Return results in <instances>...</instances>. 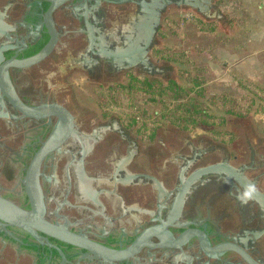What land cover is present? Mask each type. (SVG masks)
Listing matches in <instances>:
<instances>
[{"label": "flooded vegetation", "instance_id": "obj_1", "mask_svg": "<svg viewBox=\"0 0 264 264\" xmlns=\"http://www.w3.org/2000/svg\"><path fill=\"white\" fill-rule=\"evenodd\" d=\"M195 2L0 0V196L32 216L0 219V264H264V132L120 116V78H151L165 12Z\"/></svg>", "mask_w": 264, "mask_h": 264}, {"label": "rangeland", "instance_id": "obj_2", "mask_svg": "<svg viewBox=\"0 0 264 264\" xmlns=\"http://www.w3.org/2000/svg\"><path fill=\"white\" fill-rule=\"evenodd\" d=\"M260 3L261 0H215L214 5L222 15L219 20L184 8H168L153 51V56L160 61L154 64L156 72L146 79L163 92L156 91L153 96L157 97L152 99V92L141 89L142 79L132 83L127 77H121L120 116L126 121L132 116L138 119L133 123L141 126L148 122L147 131L158 127L159 132H167L168 127H173L186 133L206 135L243 133L248 129L264 132V65L257 69L256 63L242 60L243 54L251 55L261 47L252 39L258 30L255 22L259 19L256 12L263 7ZM205 20L211 21L214 28L210 30L209 24L198 23ZM258 57L264 64V51ZM169 80H174L184 91L170 89L173 84ZM197 82L205 88L204 92H197ZM224 92L233 95L229 102L233 112L227 111L229 105L222 103L220 95ZM185 96L206 102L207 122L203 121L205 114H197V123L183 119L180 124L186 127H179L175 115H183L184 110L176 107L173 101L165 102L168 97L167 101L173 97L186 99ZM185 113L187 115L182 118L194 114Z\"/></svg>", "mask_w": 264, "mask_h": 264}, {"label": "trees", "instance_id": "obj_3", "mask_svg": "<svg viewBox=\"0 0 264 264\" xmlns=\"http://www.w3.org/2000/svg\"><path fill=\"white\" fill-rule=\"evenodd\" d=\"M198 23L200 25H202V26H203V24H206V25L209 24L210 27H211L210 30L214 28L213 23L211 21H206V20L205 21H198ZM136 81L139 82L140 80L136 79ZM169 82L171 84H173L172 86H169L170 89L176 88L174 90H177V91L181 90L182 92L184 91L183 89H181L182 87L178 86L174 82V80H169ZM142 83L144 84V86H142L141 89H144V90H147L149 92H152V94H151V98L152 99H156V97H157V96H153L154 94H157V93L162 94V92H163L159 88L158 89H155L154 88L155 86L153 85V81H151V80L150 81H147L146 79H143L142 80ZM196 85H198L197 86L198 87V90H197L198 93L204 92L205 88L203 86H200V82H197ZM144 90H143V92H144ZM156 91H157V93H155ZM178 95H179V93H178ZM174 96H177V93H175ZM220 96L222 98V103L225 104V105L226 104L229 105L226 110L229 111V112H233V106H230V103H229L230 101H232L233 95L230 92H228V93L227 92H224ZM185 97H186V99H179V100L176 99L175 97H173L172 100L169 99V101H167L168 98H169L168 97L167 100H166V102H165V104L166 103L169 104V102H172L173 101V103H176L175 104L176 107L182 108L184 110V112L182 111L183 115H181V114H176L175 115L176 116L175 118L177 119L176 121H177L178 125H181L179 127H181V128L186 127V124H180V122L183 119L186 120V121H189L190 120L194 124L197 123V121L199 120V118L197 117V114L198 115L199 114L200 115L201 114H205L204 115L205 117L203 118V121L204 122H207L206 121V118L209 117V116H208V112H207L208 109L206 107V102L205 101H197V100H195V97H193V96L190 99H187L188 96H185ZM210 97H213V96H210ZM163 100H165V99L163 98ZM176 101H178V102H176ZM164 109H165V107H164ZM188 111L194 113L193 116L192 117H188L189 119L187 117L186 118H182L181 116L187 115L185 112L188 113Z\"/></svg>", "mask_w": 264, "mask_h": 264}, {"label": "water", "instance_id": "obj_4", "mask_svg": "<svg viewBox=\"0 0 264 264\" xmlns=\"http://www.w3.org/2000/svg\"><path fill=\"white\" fill-rule=\"evenodd\" d=\"M187 3V2H186ZM197 12L201 14L202 16L206 18H215L219 20L221 18V12L219 8H217L215 5L211 3H205L203 4L202 0H196V2L193 5ZM52 44L47 45L39 54L38 57H34L32 60H35L45 53H47ZM31 60V59H30ZM212 168V167H209ZM206 170V169H204ZM32 218L31 214L24 212L22 209L17 207L15 204L12 202L3 199L0 196V219L4 222H7L8 224H16V223H22L24 219H30ZM33 235L36 237V235L33 233Z\"/></svg>", "mask_w": 264, "mask_h": 264}, {"label": "clouds", "instance_id": "obj_5", "mask_svg": "<svg viewBox=\"0 0 264 264\" xmlns=\"http://www.w3.org/2000/svg\"><path fill=\"white\" fill-rule=\"evenodd\" d=\"M87 77L81 76L79 80H74L73 83L76 86L83 84L86 81ZM260 193V189L257 186V183L253 180L244 178L240 183L239 188L236 191V199L241 204H248L257 200Z\"/></svg>", "mask_w": 264, "mask_h": 264}, {"label": "crops", "instance_id": "obj_6", "mask_svg": "<svg viewBox=\"0 0 264 264\" xmlns=\"http://www.w3.org/2000/svg\"><path fill=\"white\" fill-rule=\"evenodd\" d=\"M257 1V0H256ZM262 4V8H259V10L256 12L257 14V17L259 18L257 22H255V25H256V28L258 29L257 31H255L256 33V36L252 39H255V42H257V45H261V47H259L256 51H254L253 53H251V55H242L243 56V61H252L254 63L257 64V69H259V67H263V62L261 60H259V57H258V54L261 52V51H264V0H261V3ZM261 18V20H260ZM260 49V50H259ZM263 53V52H262ZM255 55L258 57L255 58ZM256 76H259V74H257Z\"/></svg>", "mask_w": 264, "mask_h": 264}]
</instances>
